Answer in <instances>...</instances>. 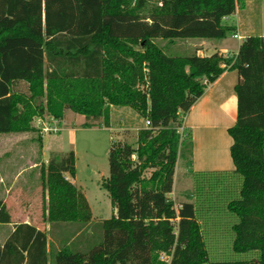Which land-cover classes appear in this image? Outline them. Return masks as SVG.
<instances>
[{
	"label": "trees",
	"instance_id": "obj_1",
	"mask_svg": "<svg viewBox=\"0 0 264 264\" xmlns=\"http://www.w3.org/2000/svg\"><path fill=\"white\" fill-rule=\"evenodd\" d=\"M241 3L161 0L145 16L147 0H0V134L34 133L36 118L61 124L69 111L85 118L86 129L111 128L113 107L132 108L152 125L140 130L137 147L113 141L104 187L115 213L99 244L85 252L69 242L92 220L88 201L65 176L77 174L72 151L54 155L42 181L52 228L77 229L55 239L56 249L48 234L19 224L0 247V264H209L195 201L211 179L194 177L195 195L178 211L170 195L179 158L193 149L190 135L182 140L178 132L183 118L228 66L239 75L229 134L242 178L239 198L227 205L238 219L232 246L237 256L255 257L215 264H264V37L245 39L236 58L172 55L157 42L226 40L236 27L225 20ZM10 223L1 200L0 224Z\"/></svg>",
	"mask_w": 264,
	"mask_h": 264
},
{
	"label": "rangeland",
	"instance_id": "obj_2",
	"mask_svg": "<svg viewBox=\"0 0 264 264\" xmlns=\"http://www.w3.org/2000/svg\"><path fill=\"white\" fill-rule=\"evenodd\" d=\"M147 1L148 6L144 13L145 16H148L149 11L161 2V0ZM244 1L242 7L245 5ZM261 23H264V21ZM229 36L231 37V35ZM229 36L228 38H230ZM157 42L172 55L178 54V52L187 53L185 56L194 55L190 52L192 48L186 50L185 45L177 47L178 43L169 44L163 40ZM234 44H237V42H234ZM236 53H238V50ZM20 91L27 93V85L23 84ZM146 121L132 108L116 107L113 113L114 131L106 127L86 129L83 126L86 122L85 118L69 111L61 124L48 116L36 118L34 125L38 131L29 133L26 138L18 134H0V176H3L6 183H10L9 180L13 179L14 176H18L24 169H28L30 167L29 162H49L54 155L66 156L72 151L75 152L77 162L76 178L74 180L69 175L65 176L70 182L75 183L74 185L83 197L86 196V200L88 203L90 202V210L92 208V220L82 236L76 233L74 234L75 238L73 236L69 239L77 229L76 226L68 229L61 227L54 230L49 222L47 212L49 198L44 190V181H42L43 171L47 170L49 164L38 166L34 173L27 170L28 172L19 176L17 189L25 190V195L20 197L21 200H18L19 195L17 194L9 197L4 196V188L1 185L0 201L7 198L10 213L15 218V222H19L18 218L23 214L25 219L30 221L36 228L48 234L50 243L54 244L56 249L61 247V244L55 240L59 238L60 240L69 239L71 245H74L76 249L89 252L91 247L101 242L103 237L102 224L107 219L112 218L115 213L109 192L104 187V183L110 175L109 153L113 141L126 142L137 147L140 130L147 128ZM63 125L69 130L63 131L61 127ZM55 126L60 129L59 132H46L45 129H52ZM188 135L185 129L181 136L182 140H187ZM40 137L42 139L46 137L43 143ZM18 138H22L21 143H19L21 144L20 147L13 144L15 139L17 141ZM180 159L183 161L177 172L175 190L170 195L177 211L181 203L190 201L191 195H195V185L189 168L185 170L186 164H188L187 167H190L189 156ZM27 181H29L28 186L26 185ZM203 184L202 194L196 195L195 202L200 212L199 219L210 252L209 264H215L216 261L221 260L233 261L234 259L249 260L254 258V254L237 256L232 246L235 239L232 227L238 223V219L227 210V205L231 200L239 198L242 182L233 178H223L219 182V178L214 177L210 182L204 180ZM0 241H2L1 238ZM162 260L170 261V258L167 254H162Z\"/></svg>",
	"mask_w": 264,
	"mask_h": 264
},
{
	"label": "crops",
	"instance_id": "obj_3",
	"mask_svg": "<svg viewBox=\"0 0 264 264\" xmlns=\"http://www.w3.org/2000/svg\"><path fill=\"white\" fill-rule=\"evenodd\" d=\"M244 2L245 5L242 7V0V3L239 5L235 15L226 18L225 20V23H229L230 25H234L236 27V32L231 34V37L229 36L232 39L227 37L226 40L222 41L214 39L176 41L175 43H178L177 47L179 45H185L186 50L192 48L190 51L191 53H196L199 56L207 58L215 54H219L225 58L228 54H232L234 56L238 55L240 52L239 49L245 39L252 36L264 37V23H261L264 21V0H245ZM235 34L240 35L243 40H236L234 38ZM234 42H237V44H234ZM235 50L236 52L238 50V53H236ZM178 54L183 56L187 55V53L182 54L179 52ZM238 82V72L231 69V66H228L226 73L216 82L211 83L208 86L204 96L193 105V109L183 118L184 127L193 141L192 154L189 157L190 167H187L188 164L185 165V170L189 168L193 181L196 176L198 178L206 179H213V177L220 176L228 179H237L242 182V178L235 174V164L233 158H231V147L234 140L229 134V130L237 123L239 104L236 93V85ZM114 110L115 107L112 109L111 116L112 127L110 129L112 131L115 130V127L113 126ZM61 127L63 131L69 130L66 129L67 127L64 125ZM28 134L29 133L18 135L26 138L28 137L26 136ZM45 138L42 139V143ZM18 139L17 141L15 139L13 143L14 146H21L19 143H21L22 138ZM182 161L183 160L180 159L177 164L175 185L177 172ZM29 163L30 167L26 170L24 169L22 173L18 174V176H14L13 179L9 180L10 183H6L3 176H0V186L2 185L4 188V196L9 197L13 194H17L19 195L18 200H21L20 197H22L21 195H25V190L21 188L17 189L19 176L28 171H32V173H34L38 166L42 164H49L47 161L42 163ZM75 178L72 179L75 180ZM26 185H29V181L26 182ZM3 201L6 203L8 212L12 217V223L0 224V238L2 240L0 241V247L7 242V240L11 237V234L14 232L15 227L19 224H30L34 226L30 223V221L25 219L23 214L19 216V222H15V218L10 213L9 200L7 198H3Z\"/></svg>",
	"mask_w": 264,
	"mask_h": 264
},
{
	"label": "built area",
	"instance_id": "obj_4",
	"mask_svg": "<svg viewBox=\"0 0 264 264\" xmlns=\"http://www.w3.org/2000/svg\"><path fill=\"white\" fill-rule=\"evenodd\" d=\"M234 38L236 39V40H239V41H242L243 40V38L240 36V35H238V34H235L234 35ZM236 56L237 55H232V54H228L227 55V57L226 58H236ZM204 84L205 85H208V83H207V80H205L204 81ZM146 125H147V128H150L152 125H151V123H150V121H146ZM46 130V132H48V133H52V132H59L60 131V129L58 128V127H54V128H48V129H45ZM184 131H185V127H184V125L181 127V128H179V130H178V132H179V134L182 136L183 135V133H184ZM170 258V257H169ZM166 262H170V261H166Z\"/></svg>",
	"mask_w": 264,
	"mask_h": 264
}]
</instances>
